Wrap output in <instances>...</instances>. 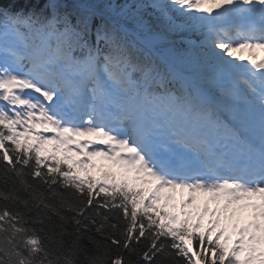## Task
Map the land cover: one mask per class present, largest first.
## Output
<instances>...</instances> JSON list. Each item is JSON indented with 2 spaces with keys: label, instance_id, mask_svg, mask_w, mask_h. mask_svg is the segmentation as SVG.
I'll return each mask as SVG.
<instances>
[{
  "label": "snow or ice",
  "instance_id": "snow-or-ice-1",
  "mask_svg": "<svg viewBox=\"0 0 264 264\" xmlns=\"http://www.w3.org/2000/svg\"><path fill=\"white\" fill-rule=\"evenodd\" d=\"M262 54L264 0H0V264H264Z\"/></svg>",
  "mask_w": 264,
  "mask_h": 264
},
{
  "label": "rangeland",
  "instance_id": "rangeland-1",
  "mask_svg": "<svg viewBox=\"0 0 264 264\" xmlns=\"http://www.w3.org/2000/svg\"><path fill=\"white\" fill-rule=\"evenodd\" d=\"M174 195H175V200L174 201L176 202V204L177 203L179 204L180 199H181V193L178 190ZM184 195L187 196L188 193H184ZM197 195H198V201L197 202L200 203L201 205L204 203V201L206 199H208V197L204 196L203 194H197ZM210 207H215V205L214 204H211ZM248 215H249L248 212H245L244 213V216L245 217H247ZM205 218L208 220L209 219V216L206 215ZM227 227H228V232L226 234L234 235L235 233H234L233 229L231 228V226L230 225H227Z\"/></svg>",
  "mask_w": 264,
  "mask_h": 264
},
{
  "label": "trees",
  "instance_id": "trees-1",
  "mask_svg": "<svg viewBox=\"0 0 264 264\" xmlns=\"http://www.w3.org/2000/svg\"><path fill=\"white\" fill-rule=\"evenodd\" d=\"M46 147L48 148V150H49V152H50V150H51V146L49 145V146H46ZM42 154H43V155H47L48 152H45V153H42ZM74 159H75V157H74ZM95 160H96L95 163H96L97 165H99V164L102 162L101 158H99V157H96ZM0 203H2V202H0ZM172 205H175V206L173 207ZM176 208H177V206H176L175 202L173 201L172 204H170L169 208L166 209V210H167V211H170V212H173L174 210H176ZM207 222H208V220L204 217V226H205V227H207ZM202 230H203V229H202ZM226 235H227V234H226ZM97 239H100V238L97 237ZM89 246H91V245H89ZM243 257H244V254L242 253V254H241V258L243 259Z\"/></svg>",
  "mask_w": 264,
  "mask_h": 264
}]
</instances>
